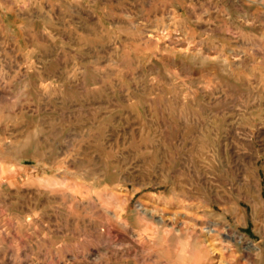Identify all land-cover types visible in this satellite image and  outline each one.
Segmentation results:
<instances>
[{
	"label": "rangeland",
	"instance_id": "374dc122",
	"mask_svg": "<svg viewBox=\"0 0 264 264\" xmlns=\"http://www.w3.org/2000/svg\"><path fill=\"white\" fill-rule=\"evenodd\" d=\"M0 264H264V0H0Z\"/></svg>",
	"mask_w": 264,
	"mask_h": 264
},
{
	"label": "bare ground",
	"instance_id": "6f19581e",
	"mask_svg": "<svg viewBox=\"0 0 264 264\" xmlns=\"http://www.w3.org/2000/svg\"><path fill=\"white\" fill-rule=\"evenodd\" d=\"M204 112H205V111H204ZM207 223H208V222H207ZM209 225H210V224H209ZM211 226H212V225H211ZM205 227H206V226H205ZM215 231H216V230H215V229H212L211 227H210V228H209V227L205 228V233H206L207 236H210V235H211V236H212V235L215 236V235H214V232H215ZM231 234H232V233H231ZM239 234H240V233H239ZM237 235H238V234H237ZM232 236H233V235H232ZM240 236H241V235H240ZM205 241H206V240H205ZM223 242H224V241H223ZM225 243H226V242H225ZM204 248L207 249V246L204 245ZM223 248H224V247H223ZM224 250H229V249H228L227 247H225ZM258 250H259V249H258ZM212 254H213V252H212ZM248 254H249V253H248ZM215 260H216V259H215Z\"/></svg>",
	"mask_w": 264,
	"mask_h": 264
}]
</instances>
